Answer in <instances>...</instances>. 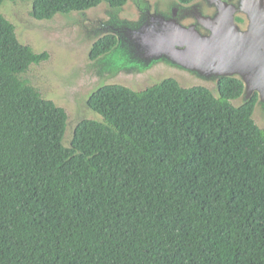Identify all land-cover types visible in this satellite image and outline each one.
Wrapping results in <instances>:
<instances>
[{
	"label": "trees",
	"instance_id": "obj_1",
	"mask_svg": "<svg viewBox=\"0 0 264 264\" xmlns=\"http://www.w3.org/2000/svg\"><path fill=\"white\" fill-rule=\"evenodd\" d=\"M19 1L40 20L127 2ZM117 42L100 38L89 58ZM53 60L0 13V264H264L258 93L237 107L233 77L220 97L175 78L105 85L88 100L99 119L68 145L67 111L46 94Z\"/></svg>",
	"mask_w": 264,
	"mask_h": 264
},
{
	"label": "water",
	"instance_id": "obj_2",
	"mask_svg": "<svg viewBox=\"0 0 264 264\" xmlns=\"http://www.w3.org/2000/svg\"><path fill=\"white\" fill-rule=\"evenodd\" d=\"M30 21L41 51L61 59L45 74L54 87L48 98L68 114L65 144L82 121L99 119L88 100L101 87L140 91L168 78L216 97L221 79L241 80L244 90L232 102L240 107L258 93L253 118L264 128V0H127L119 7L102 1ZM110 34L116 46L89 60L94 44Z\"/></svg>",
	"mask_w": 264,
	"mask_h": 264
},
{
	"label": "rangeland",
	"instance_id": "obj_3",
	"mask_svg": "<svg viewBox=\"0 0 264 264\" xmlns=\"http://www.w3.org/2000/svg\"><path fill=\"white\" fill-rule=\"evenodd\" d=\"M11 3H13L14 6ZM0 13L4 14L7 18H9L11 21H13L16 24L17 33L19 35L20 40L23 43L30 44L32 47H34L39 52H43L41 51L42 48L38 45V40L36 39L34 34L31 32L32 22L30 20H32L33 18H31L32 15H31L30 3L22 2L19 0H5L3 5L0 6ZM54 59L57 62L61 60V59H57L55 55H54ZM53 63H54V60L49 65H52ZM46 69L47 68L43 70L44 74L46 72ZM85 71L87 70L85 69ZM44 79L47 80L48 83L52 86L46 74L44 76ZM41 86L44 87V85L42 84ZM46 94L48 97L50 95V92L48 91L46 92Z\"/></svg>",
	"mask_w": 264,
	"mask_h": 264
},
{
	"label": "flooded vegetation",
	"instance_id": "obj_4",
	"mask_svg": "<svg viewBox=\"0 0 264 264\" xmlns=\"http://www.w3.org/2000/svg\"><path fill=\"white\" fill-rule=\"evenodd\" d=\"M137 3H139V4H143V2H144V0H135ZM4 3V2H3ZM13 6H14V4L13 3H11ZM3 5V4H2ZM1 5V6H2ZM2 8V7H1ZM31 18H35V17H33V16H31ZM31 27H34V24L32 23V26ZM53 59H54V57H52ZM55 60V59H54ZM89 60H92L91 58H89ZM92 64H90V65H88V66H91ZM49 66V65H48ZM50 87H51V90L49 91L50 92V94H53V92H54V87L53 86H51L50 85Z\"/></svg>",
	"mask_w": 264,
	"mask_h": 264
}]
</instances>
